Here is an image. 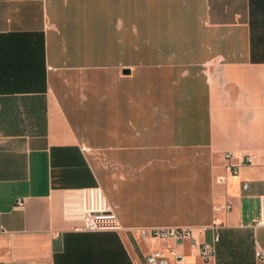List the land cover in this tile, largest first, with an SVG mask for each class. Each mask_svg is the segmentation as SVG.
<instances>
[{
    "label": "crops",
    "instance_id": "0c3cea01",
    "mask_svg": "<svg viewBox=\"0 0 264 264\" xmlns=\"http://www.w3.org/2000/svg\"><path fill=\"white\" fill-rule=\"evenodd\" d=\"M90 191L119 232L76 230ZM170 227L264 264V0H0V263L198 264Z\"/></svg>",
    "mask_w": 264,
    "mask_h": 264
},
{
    "label": "built area",
    "instance_id": "2783aa9c",
    "mask_svg": "<svg viewBox=\"0 0 264 264\" xmlns=\"http://www.w3.org/2000/svg\"><path fill=\"white\" fill-rule=\"evenodd\" d=\"M232 155H225V159H230ZM254 160L253 156L246 158V163L252 164ZM238 178V169L235 166H227V172L219 176L217 181L219 183H225L228 179L236 180ZM244 191L249 190V185L244 183L242 185ZM21 200H17L15 207H22ZM225 211L230 210V205H225ZM220 208H218V211ZM262 223L257 222L256 225L260 226ZM215 229V228H214ZM79 232H101V231H114L119 232L121 227L117 222V219L112 209L103 201L99 194L93 191L89 192L88 205L84 208L82 215V225L76 229ZM140 241L146 246L151 241L157 243L171 242L173 244L188 243L190 249H193L197 253V257L200 262L198 264H209L214 257L215 251L213 247L201 244L198 245L193 237V229L191 227H170V228H150L137 230ZM219 242V234L215 231L213 235V243ZM255 256L260 260H264V255L257 251ZM146 264H186V257L180 254L172 246H168L166 250L162 249H149V252L145 256ZM0 264H17L15 262H6ZM20 264H31L30 262H23Z\"/></svg>",
    "mask_w": 264,
    "mask_h": 264
}]
</instances>
